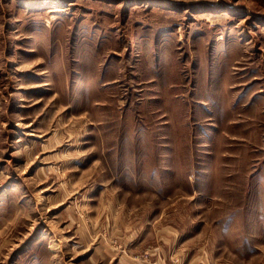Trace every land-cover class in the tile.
Segmentation results:
<instances>
[{"label": "rangeland", "instance_id": "obj_1", "mask_svg": "<svg viewBox=\"0 0 264 264\" xmlns=\"http://www.w3.org/2000/svg\"><path fill=\"white\" fill-rule=\"evenodd\" d=\"M0 264H264V0H0Z\"/></svg>", "mask_w": 264, "mask_h": 264}]
</instances>
